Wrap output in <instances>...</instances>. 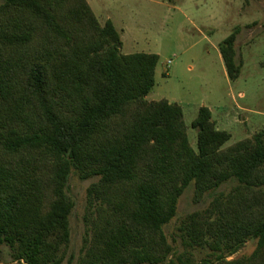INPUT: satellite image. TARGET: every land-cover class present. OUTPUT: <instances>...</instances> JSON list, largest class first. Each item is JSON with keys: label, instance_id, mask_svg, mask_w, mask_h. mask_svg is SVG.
<instances>
[{"label": "trees", "instance_id": "trees-1", "mask_svg": "<svg viewBox=\"0 0 264 264\" xmlns=\"http://www.w3.org/2000/svg\"><path fill=\"white\" fill-rule=\"evenodd\" d=\"M1 1L0 246L11 259L64 263L74 171L98 178L76 264H190L194 250L208 252L201 264H264V129L225 147L230 134L200 107L193 149L181 107L146 100L159 57L121 54L113 24H100L86 0ZM239 33L218 46L231 82ZM228 182L180 222L177 254L164 227L179 198L192 185L198 204ZM248 242L249 255L229 259Z\"/></svg>", "mask_w": 264, "mask_h": 264}, {"label": "rangeland", "instance_id": "rangeland-1", "mask_svg": "<svg viewBox=\"0 0 264 264\" xmlns=\"http://www.w3.org/2000/svg\"><path fill=\"white\" fill-rule=\"evenodd\" d=\"M0 0V4H1ZM100 24L110 21L120 37L123 55L146 53L159 57L155 84L146 100L177 104L190 146L196 148V131L191 128L200 107L212 114L216 128L230 134L225 147L264 129V0H86ZM238 27L234 44L242 67L238 79L228 80L219 44ZM98 178L80 180L74 171L67 194L74 203L69 216L70 243L66 259L76 264L86 228L83 218L87 189ZM233 182L193 202L189 186L179 198L176 216L164 227L168 242L177 254L185 251L178 232L189 214L204 210L212 197L227 193ZM255 247L248 242L231 258L249 255ZM190 264H201L207 251L194 250ZM0 264H23L11 259L9 248L0 246ZM216 264V263H214Z\"/></svg>", "mask_w": 264, "mask_h": 264}]
</instances>
